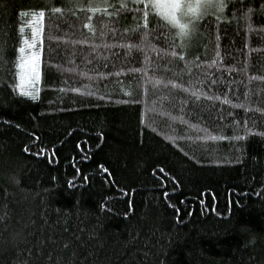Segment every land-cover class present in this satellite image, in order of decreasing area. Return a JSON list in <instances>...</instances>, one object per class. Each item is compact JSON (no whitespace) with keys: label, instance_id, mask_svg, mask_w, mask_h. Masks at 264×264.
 Returning a JSON list of instances; mask_svg holds the SVG:
<instances>
[{"label":"trees","instance_id":"1","mask_svg":"<svg viewBox=\"0 0 264 264\" xmlns=\"http://www.w3.org/2000/svg\"><path fill=\"white\" fill-rule=\"evenodd\" d=\"M42 2L0 0V264H49V256L51 264H264V113L255 111L264 107V80L257 79L264 76V12L254 11L249 21H201L183 49L187 64L171 57V49L165 54L159 36L129 54L122 45L140 43L122 32L130 22L95 14L93 36L82 27L84 12L46 15L41 90L34 100L15 89L14 49L17 26L26 21L17 13ZM261 4L247 0L244 7ZM161 32L169 35L167 28ZM217 35L224 59L201 64L215 57ZM85 39L88 44L79 43ZM94 44L100 45L96 52ZM152 62L181 73L168 79L220 99L197 101L163 85L157 90L143 72L129 71L147 67L152 76ZM121 68L119 76L96 75ZM232 119L240 121L235 132L225 127ZM245 120L253 131L244 141L201 140L203 132L189 127L244 135ZM53 145L52 160L33 155L41 147L51 153ZM100 164L111 173L107 181Z\"/></svg>","mask_w":264,"mask_h":264},{"label":"snow or ice","instance_id":"2","mask_svg":"<svg viewBox=\"0 0 264 264\" xmlns=\"http://www.w3.org/2000/svg\"><path fill=\"white\" fill-rule=\"evenodd\" d=\"M129 3L132 4V7H129ZM247 3V0H126V2H110V0H87L86 3H80L78 0H43L40 5H37L31 9H20L17 13L18 16H23L26 18L24 23H20L18 27L19 33V42L18 46L15 47V52L18 53L15 62L16 71V80L15 89L23 96L31 97L32 99H38L40 93V83L42 79V60L44 52V28H45V18L53 17L56 14L60 16H65L66 14H71L72 16L76 15L74 9L79 10L80 12L86 13V19L82 27L87 29L90 34L95 36L96 28L94 27L92 20L95 14H104L107 17L112 18V20L119 24L121 20L125 23L130 22V26L123 27V33H131L132 36L130 39H137L140 41L138 44L125 43L122 47L129 49V54L133 48L137 50L144 49L148 47L144 43L150 36L152 39H156L157 36L160 37L157 40V43L161 41L166 44L164 49L165 54H167V49H171V57L178 58L180 61H184L186 64L188 61L185 59V52L183 49L190 46L192 39L197 35L198 25L201 21L206 18L214 17L217 23L220 22H229L231 20L242 19L244 21H249L250 16L254 11L264 12V4L260 5L259 9L254 10L251 7L245 8L244 5ZM61 5V6H54ZM239 5V7H237ZM111 9V10H110ZM237 12L241 15L237 17ZM150 24L152 27L150 28ZM27 28L28 34H25V29ZM162 28L169 29V35L165 36L161 32ZM249 28L251 24L249 23ZM113 35L116 34V28L110 29ZM103 35V33H101ZM51 39H55L52 37ZM220 36H216V51L215 57L209 62L207 60L201 61V64L211 67V65H216L218 60L222 61L224 57L221 55L219 50ZM75 43V42H74ZM80 44H88L87 39L79 41ZM100 47L98 44L92 45V51ZM105 48L115 47L114 45H104ZM247 47V45H245ZM180 48L181 51L177 52L176 49ZM155 51V49L153 48ZM159 55V53H157ZM163 57H161V60ZM145 62L149 61L147 55L144 56ZM196 60H200L199 57H196ZM90 63V61H89ZM201 64H196V67L199 68ZM52 65H48L45 69L46 74L51 75ZM107 67V65H105ZM153 75L149 76V70L147 67L129 69L130 72L140 73L143 72L145 76V83H151L154 89L159 90V86L163 85L164 87H170V89H182L184 93H191V96L195 100H200L201 97L206 98L211 101L213 99H220L219 96L208 95L206 92L199 89H193L191 86H184L181 83H177L176 78L168 79L167 76L171 74L173 77H179L181 73H173L172 70L168 67L167 63H155L152 62ZM124 72V69L121 68L120 71L116 73L112 72H97L98 77H107L116 75L119 76ZM188 73L192 72V68L187 69ZM155 73H160L156 75ZM81 75L87 76V73H81ZM211 75V73H209ZM257 79L264 80V76L257 77ZM203 84V81H200ZM216 80L211 81V85H215ZM87 87V86H86ZM60 92H74L81 93V88L73 87L66 89L61 87ZM147 91V89H145ZM87 95H94L95 93H86ZM130 95L131 93H125ZM105 99H110V97H105ZM168 96H163L162 101L168 100ZM224 103L231 104L232 101L225 99ZM235 107H245L243 104L234 105ZM249 109L245 108V111ZM255 111L264 113V107H256ZM229 117L232 116V113L228 114ZM173 119H182V117H172ZM221 120H224L225 117L221 116ZM184 123L188 121L184 120ZM4 123H8L4 121ZM248 121L243 122V126L247 128ZM240 126V121L232 119L230 123L225 124V127H233V131H237ZM17 128L20 125H16ZM189 127L195 129L197 132H203L202 136H199L198 139L205 141H244L245 138L253 131L252 128H247L244 135H233L225 136L222 134H213L207 128H201L197 124H189ZM102 135V134H101ZM264 135V132L260 133ZM35 136V133H33ZM39 139V137H36ZM77 148L80 147V143L77 142ZM99 147V145H97ZM24 151H29L28 145H25ZM238 152H242V149H236ZM81 152H86V149H81ZM33 155L36 156H45L47 155L49 160H52L55 157V145H53V150L51 153H48L44 147H41L38 151L34 152ZM85 159L88 157L85 155ZM215 162H225L217 160ZM231 162V161H227ZM98 169L103 173L107 174L105 180L111 177L109 169L104 167V165H97ZM159 171L164 172L163 168H154L153 172ZM79 173V169H77ZM75 179V177L73 178ZM175 179V177H173ZM83 181L88 182V176H83ZM161 183L163 180L161 179ZM70 186H75L72 184V181H69ZM124 195H127V191L121 190ZM165 197L168 196V193H164ZM131 202H129L130 204ZM191 213H189L190 215ZM125 216L128 215L127 212L124 213ZM3 217H0L2 220ZM67 247V245H65ZM39 249H37V255H39ZM49 264H51V257H48ZM24 264H27L25 261Z\"/></svg>","mask_w":264,"mask_h":264}]
</instances>
